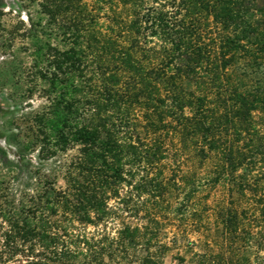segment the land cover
Listing matches in <instances>:
<instances>
[{"label":"trees","instance_id":"trees-1","mask_svg":"<svg viewBox=\"0 0 264 264\" xmlns=\"http://www.w3.org/2000/svg\"><path fill=\"white\" fill-rule=\"evenodd\" d=\"M39 8L46 23L29 32L44 103L20 118L26 137L1 134L18 157L6 166L27 167L36 148L41 163L75 149L62 166L71 194L49 183L30 209H0V262L44 264L73 238L77 252L101 256L74 223L95 226L119 208L145 220L119 233L127 258L152 243L151 226L183 212L216 224L198 232L207 250L197 264L264 262V0ZM140 264L159 262L147 251Z\"/></svg>","mask_w":264,"mask_h":264},{"label":"rangeland","instance_id":"rangeland-1","mask_svg":"<svg viewBox=\"0 0 264 264\" xmlns=\"http://www.w3.org/2000/svg\"><path fill=\"white\" fill-rule=\"evenodd\" d=\"M44 0H0V149L5 154V160L0 156V209L18 207L23 202L25 209H30L34 201L43 199V192L52 184L57 191L67 192V185L63 180L62 166L75 153L69 150L66 154H58L54 158L39 162L37 149L28 159L30 163L20 170L10 169L7 161H18L16 148L9 144L1 134L10 131L20 133L24 138L27 135V123L20 120L22 115H27L33 110L39 109L43 103L41 83L35 82L33 77V47L30 40V28L32 23L43 26L46 18L40 13L39 3ZM34 85L37 87L32 96L29 92ZM9 113H13L14 122L11 127L6 119ZM126 188L120 187L121 197ZM67 194H71L67 192ZM39 202V201H38ZM111 206H116L113 200ZM62 219V218H58ZM163 223L156 227L151 226V244L139 246L131 252L129 258L123 253V249L116 248L115 243L119 239V233L125 226L141 227L145 220L130 217L121 211L104 219L97 225L74 223L75 235L93 238L97 241L96 249L102 255L88 257L77 252L75 239L68 240L72 245L70 251H65L56 259L42 257L44 264H140V258L147 251L159 264H197L207 250V245L199 239L198 232L204 229L216 227L214 218L209 213H183L167 215ZM0 222L3 221L0 219ZM60 225H65L61 223ZM75 243V245H74ZM113 244V245H112ZM115 251H109V246ZM134 253V254H133ZM33 260L26 262L22 258L16 261L0 264H32ZM247 264H264L250 258Z\"/></svg>","mask_w":264,"mask_h":264}]
</instances>
